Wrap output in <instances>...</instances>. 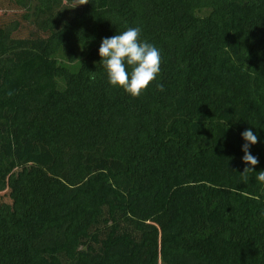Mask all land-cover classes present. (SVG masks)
Returning a JSON list of instances; mask_svg holds the SVG:
<instances>
[{
    "label": "trees",
    "instance_id": "obj_1",
    "mask_svg": "<svg viewBox=\"0 0 264 264\" xmlns=\"http://www.w3.org/2000/svg\"><path fill=\"white\" fill-rule=\"evenodd\" d=\"M0 264H264V0H0Z\"/></svg>",
    "mask_w": 264,
    "mask_h": 264
}]
</instances>
